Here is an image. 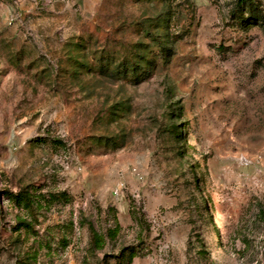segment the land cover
Segmentation results:
<instances>
[{
  "label": "rangeland",
  "instance_id": "obj_1",
  "mask_svg": "<svg viewBox=\"0 0 264 264\" xmlns=\"http://www.w3.org/2000/svg\"><path fill=\"white\" fill-rule=\"evenodd\" d=\"M251 1L0 0V264H264Z\"/></svg>",
  "mask_w": 264,
  "mask_h": 264
},
{
  "label": "trees",
  "instance_id": "obj_2",
  "mask_svg": "<svg viewBox=\"0 0 264 264\" xmlns=\"http://www.w3.org/2000/svg\"><path fill=\"white\" fill-rule=\"evenodd\" d=\"M236 6H237V9L241 10V8H245V9H248L249 10V13H250V16L251 18H253L255 21H258L259 19V15H258V8L257 7H254L253 3L251 0H237V3H236ZM237 19H240L242 20L243 19V16L242 15H237L236 16ZM262 17H260L261 19ZM0 195L3 196V198H6V199H9V200H13L15 199L17 203H21V202H24L26 201V198L20 196V195H13V193L9 192V191H2L0 192Z\"/></svg>",
  "mask_w": 264,
  "mask_h": 264
}]
</instances>
